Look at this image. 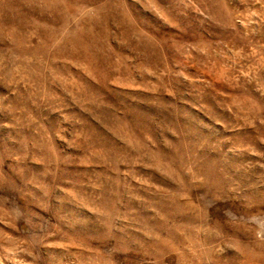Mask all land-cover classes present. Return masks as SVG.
Here are the masks:
<instances>
[{"label": "rangeland", "instance_id": "rangeland-1", "mask_svg": "<svg viewBox=\"0 0 264 264\" xmlns=\"http://www.w3.org/2000/svg\"><path fill=\"white\" fill-rule=\"evenodd\" d=\"M0 264H264V0H0Z\"/></svg>", "mask_w": 264, "mask_h": 264}]
</instances>
